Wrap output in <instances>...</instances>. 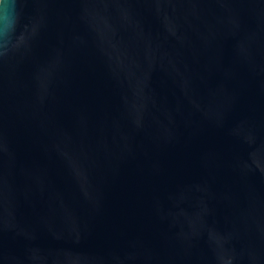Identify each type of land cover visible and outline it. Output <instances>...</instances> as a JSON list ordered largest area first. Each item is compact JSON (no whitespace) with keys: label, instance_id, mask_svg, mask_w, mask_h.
<instances>
[{"label":"water","instance_id":"1","mask_svg":"<svg viewBox=\"0 0 264 264\" xmlns=\"http://www.w3.org/2000/svg\"><path fill=\"white\" fill-rule=\"evenodd\" d=\"M11 4L0 264H264V0Z\"/></svg>","mask_w":264,"mask_h":264},{"label":"clouds","instance_id":"2","mask_svg":"<svg viewBox=\"0 0 264 264\" xmlns=\"http://www.w3.org/2000/svg\"><path fill=\"white\" fill-rule=\"evenodd\" d=\"M15 7H16L15 0H12V4L10 5V9L9 10H11L14 13L15 12Z\"/></svg>","mask_w":264,"mask_h":264}]
</instances>
